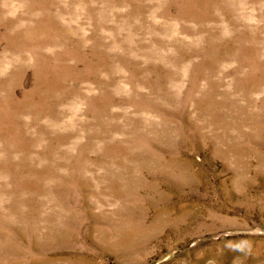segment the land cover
Wrapping results in <instances>:
<instances>
[{
    "label": "rangeland",
    "instance_id": "rangeland-1",
    "mask_svg": "<svg viewBox=\"0 0 264 264\" xmlns=\"http://www.w3.org/2000/svg\"><path fill=\"white\" fill-rule=\"evenodd\" d=\"M0 264H264V0H0Z\"/></svg>",
    "mask_w": 264,
    "mask_h": 264
}]
</instances>
